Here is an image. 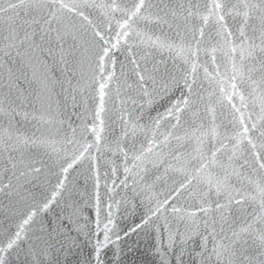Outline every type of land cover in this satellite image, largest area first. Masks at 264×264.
<instances>
[{
  "label": "water",
  "instance_id": "1",
  "mask_svg": "<svg viewBox=\"0 0 264 264\" xmlns=\"http://www.w3.org/2000/svg\"><path fill=\"white\" fill-rule=\"evenodd\" d=\"M64 2L71 4L81 0H64ZM110 2L111 0H95L97 4ZM117 2L130 4L132 0H117ZM186 2L187 0H146V7L150 4L152 7L147 9L148 12L154 16H164L169 8ZM252 2L258 3L259 0ZM8 3H19V0H0V6L6 7ZM83 11L91 24L65 10V23L71 21L75 24L73 31L77 36L76 41L71 37H65L63 42L67 63L60 59L54 40L51 45L41 42L42 33L38 24L29 27V23H26L33 18L39 19L40 13L23 7L10 9L7 13L0 12V47L11 25L21 36L24 30L31 32L35 29L36 43L45 48H53V55L42 52L39 54L41 63L32 64L16 56L15 52L12 53L11 58L5 57L0 52V99L8 94L9 99L15 101L12 107L16 112L12 114L10 131L14 137L39 138L48 142L39 147L21 146L19 152L12 153L18 159L22 154L27 164L40 168L39 173L30 172L22 164L19 165V169L27 173L25 176H19L17 172L13 177L11 171L5 174V156L0 155V186L8 183L9 179L13 185L11 189L0 192V245H3L7 239L13 238L23 220L30 212L36 211L32 221L25 226L17 246L8 255V264H33L32 258L27 253L34 237L41 234L42 228L48 231H52L53 228L58 229L61 235L57 236V239L64 244L62 248L59 244L56 245L46 258L45 264H96L95 246L98 240L103 242L105 225L108 226L111 243L102 251L103 264H218L215 255L212 254L213 220L216 221V239L219 240L223 234L220 233L221 224L218 214L210 213L205 216L199 211L200 192L203 186L193 181V185L188 190L177 195L174 189L183 179L182 174L170 170L165 172L166 164H158L154 167L148 162L149 159L154 158L152 156H148L142 165L140 161L135 162L141 165L144 171H141V167H133L132 157L134 154H139L141 144L145 143V137L138 135L133 140L122 135L124 124L121 117L123 116L125 120L129 119L126 112L131 113V119L137 120L146 129H152L154 121L159 119L160 125L156 129L158 139H163L161 134L166 135L171 124L175 122L167 115V110L181 98L182 94H187L183 80L180 79L185 66L181 61L173 60L168 52L139 45L135 36L129 40V44H137L131 54L124 47L114 50L118 81L114 80L109 86L106 111L102 114L104 131L100 151L98 152L95 146L92 147L67 174L62 173L61 168L66 167L74 155L83 151L82 137L86 136L88 143L94 144V136L86 130L94 123V113L98 103L96 88L88 86L89 61L93 59V53L96 51L90 45L93 40V27L98 25L104 30L107 18L104 8H85ZM116 15L119 18L121 14ZM9 17H13V20L10 21ZM239 22L240 17L235 21H228L234 27L238 26ZM133 28L136 31L147 32L153 38L159 36L161 39H177L174 28H170L168 24L137 20L133 23ZM52 36L55 37V33H52ZM85 48L88 51H85ZM131 55H134L139 62L140 69H136L130 63ZM217 55L219 58L221 54ZM142 56L145 59H140ZM153 65H158L161 72L156 75V84L149 82L147 86L149 95H144L138 89L123 87L125 82L131 84L136 80L135 71L143 68L151 69ZM165 67L179 81L175 86L169 84L170 90L165 89V84L170 80L169 75L164 73ZM208 67L209 71H212V66L208 65ZM9 68L18 78L15 81L16 87L11 90L8 88ZM176 68H179V71H176ZM199 75L201 80L198 81V85L202 83L204 88H208V82L203 80L202 69L199 70ZM118 83L122 86L119 97L115 91ZM205 95L207 96L206 93ZM129 96L136 101L135 104L128 100ZM121 100H128V103L122 105ZM217 111L219 114V106ZM25 113H28L27 117ZM41 113L51 122L45 123L32 118L33 115L39 116ZM190 115V113L186 114L185 119H189ZM9 120L8 116L0 114V135L3 134V129L9 127ZM219 120L218 115V123ZM95 123L98 124V121ZM72 129L76 130L75 135ZM148 134L150 136L151 132ZM69 139L80 143L70 144L67 142ZM118 144L128 152L127 159L119 150ZM91 156H95L96 160L93 161ZM168 159L175 164V161ZM126 166L131 172L124 171ZM8 167L10 168V165ZM247 174L252 179H260L259 175H253L250 170ZM61 180H64V187L58 188ZM233 184L238 188L241 186L235 178ZM54 192L58 193L55 200L47 209H43V205L51 200ZM190 192L193 194L190 195ZM167 197H171L168 211L154 217L149 225L136 231L131 230L137 224H141L146 216L151 215L158 202H163ZM212 199L214 200L215 197L213 196ZM109 205L111 208L108 207ZM172 205L180 208L181 211L172 213ZM251 211L250 205H245L244 210H238L237 206L233 205L231 215L228 216V224L223 225L225 233L231 235L229 225L238 230L239 225L245 222L247 213ZM70 212L75 213L72 224L67 218ZM109 213H111L110 217ZM188 213H195V216L190 218ZM109 219L111 223H108ZM247 219L250 220L251 217ZM205 221L208 222L207 225ZM244 247L248 249L245 255L255 256L259 251L255 245H252L250 239ZM219 264H224V261H220Z\"/></svg>",
  "mask_w": 264,
  "mask_h": 264
},
{
  "label": "snow or ice",
  "instance_id": "2",
  "mask_svg": "<svg viewBox=\"0 0 264 264\" xmlns=\"http://www.w3.org/2000/svg\"><path fill=\"white\" fill-rule=\"evenodd\" d=\"M21 7L40 13L39 19L33 18L26 23H29V27L32 24L40 26L42 33L40 39L43 44L51 45L53 40L56 42L60 59L65 63H67L63 48L65 37H71L73 41L77 39L73 31L75 24L71 21L65 23V10L91 24L83 9L93 7L106 9L105 28L101 30L98 25L93 27V40L90 45L96 51L93 53V59L89 61L90 83L88 86L96 88L98 103L94 113V123L86 130L94 136V144L88 143L86 136L82 137L83 151L74 155L71 162L61 168L62 173L67 174L69 169L82 160L85 153H89L92 147L95 146L96 150L100 151L104 131L102 114L106 111L109 86L114 80L118 81L113 52L124 47L131 54L137 44H129V40L135 36L138 38L139 45L152 47L160 52H168L173 60L183 63L185 67L180 79L183 80L187 94H182L181 98L167 110V115L175 122L171 124L166 135L161 134L163 139L157 137L156 129L160 125L159 119L154 121L152 129H146L137 120H132L129 112H126L129 119L125 120L123 116L121 117L124 124L123 137L133 140L138 135L145 137V143L141 144L139 154H134L132 157L133 167H141L144 160L152 156L154 158L149 159L148 162L154 167L158 164H166L165 172L170 170L182 174L183 179L174 189L177 195L188 190L193 185V181L203 186L200 192L199 211L205 216L210 213L218 214L221 224L220 233L223 234L219 240L216 239V221L213 220L212 254L215 255L218 264L222 260L224 264H264V0H259L258 3L252 0H235V2L233 0H187L186 3H178L169 8L164 16H154L148 12L147 9L152 5L148 4L146 7V0H132L130 4H121L117 0H111L106 4H97L95 0H81L71 4L65 3L64 0H19V3H8L6 7L0 6V12L7 13L10 9L15 10ZM117 13L121 14L119 18ZM237 17H240L238 26L234 27L228 23L229 20L235 21ZM9 20L12 21L13 17H9ZM137 20L168 24L170 28H174L177 39H161L159 36L153 38L147 32L136 31L133 23ZM52 33H55V37ZM36 34L35 29L31 32L24 30L21 36L16 28L10 25L8 35L3 37L0 52L9 58L15 52L16 56L29 64L41 63L39 54L47 52L48 55H53V48H45L36 43L34 40ZM85 51L88 49L85 48ZM218 53L221 54L219 58ZM129 59L136 69H140V64L134 55H131ZM140 59L145 57L142 56ZM208 65L212 66V71H209ZM222 68L223 71H221ZM201 69L203 80L208 82V88H204L202 83L198 85V81L201 80L199 75ZM175 70L179 71V68ZM160 72L158 65H153L151 69L143 68L135 71L136 80L131 84L125 82L123 87L138 89L144 95H149L147 86L149 82L156 84V75ZM164 73L170 77L169 82L165 84V89L170 90L169 84L175 86L179 81L167 67L164 68ZM8 77V88L11 90L16 87L15 81L18 78L10 68ZM121 87L118 83L115 89L117 97L120 95ZM128 100H131L133 104L136 103L131 96ZM128 100H121V104L126 105ZM14 102L9 99L8 94L0 99V114L10 118L9 127L3 129V134L0 135V155L5 156L4 173L11 171L12 176L15 177L19 172V176H25L27 173L19 169V165L22 164L30 172L39 173L40 168L27 164L22 154L19 159L12 155L14 152H19L21 146L39 147L48 143L39 138L13 136L10 131V121L12 114L16 112L12 107ZM217 106L220 108L219 114ZM188 113L191 114L190 118L185 119ZM27 116L28 113H25V117ZM32 118L45 123L51 122L43 113L39 116L33 115ZM95 121H98V124ZM72 132L75 135L76 130L72 129ZM149 132H151L150 136ZM67 142L80 143L72 139ZM117 146L119 147V144ZM119 150L127 159L128 152L122 147H119ZM90 158L93 161L96 160L95 156ZM168 158L175 161V164ZM136 161H140L141 165H137ZM144 170L141 167V171ZM249 170L253 175H259L260 179H252L247 174ZM124 171L129 173L131 169L126 166ZM233 178L240 183L239 188L233 184ZM64 179H67L66 175ZM12 187L11 179H9L8 183L0 186V192ZM63 187L64 180H61L58 188ZM98 187L99 177L97 176ZM57 194L53 193L51 200L43 205V209L49 207ZM170 199L171 197H167L163 202H158L157 207L151 211V215L146 216L141 224H137L131 230L136 231L138 228L149 225L154 217L168 211ZM233 205L237 206L238 210H244L245 205H250L252 211L247 213V217L251 219L248 220L246 217L238 230L229 225L231 235H228L223 225L228 224V216L231 215ZM108 207L111 208V205ZM180 211L181 209L175 205L171 206L172 213ZM35 215V210L30 212L14 237L0 245V264H8V255L17 246L25 226L29 225ZM74 215V212L68 214L70 224L74 223ZM187 215L191 218L195 216V213ZM110 216L111 213H109ZM111 222L109 219L108 223ZM207 223L205 221L206 225ZM97 228H99V221H97ZM59 235L61 233L56 228L52 231L41 229V234L34 237L27 253L32 258L33 264H45L46 258L57 244L61 248L64 247L63 242L57 239ZM249 239L259 250L255 256L245 255L248 249L244 245L248 244ZM109 243L111 241L108 226L105 225L103 242L98 240L95 246L96 264H103L101 254Z\"/></svg>",
  "mask_w": 264,
  "mask_h": 264
}]
</instances>
